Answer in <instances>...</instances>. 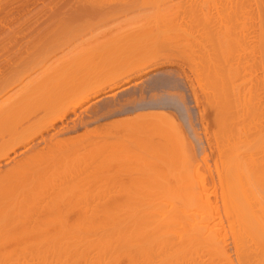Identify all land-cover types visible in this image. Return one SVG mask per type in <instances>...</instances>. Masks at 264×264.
Wrapping results in <instances>:
<instances>
[{
    "label": "bare ground",
    "instance_id": "bare-ground-1",
    "mask_svg": "<svg viewBox=\"0 0 264 264\" xmlns=\"http://www.w3.org/2000/svg\"><path fill=\"white\" fill-rule=\"evenodd\" d=\"M93 1L98 3V0H93ZM93 1L92 2L90 0L88 1V4H86L89 6L88 8L92 9V7H94L93 9H96L95 5H93L91 7V3H93ZM154 1L152 0V2H154ZM253 1L259 2V0H236V2L234 1L236 4L231 6V9L234 6H236V10H234V8H233V11L235 13L234 19L236 18V22H235L236 28L234 27V30L236 32L234 30H232V28H233L232 25L230 27L231 31H234L233 34L236 33V35L232 34V37L235 36V37H233V39H232L231 35H228V33L229 34L231 33L229 31L230 28L227 31V33L225 31V29H228L227 28V25L229 24L228 21L225 20V23L226 22L228 23V24L226 23L227 24L226 25V24H223L224 21L221 22L222 20L221 21L219 20L221 22V24L224 25L223 27L225 29L223 27H221V29H224V31H222L221 29H218L216 31H220V30L221 31L215 33V30H214L215 28L213 29V27H215V24H216V27L220 28L217 25L216 21L219 19L218 17L220 15H222V17H220L221 19L223 18V15H224V17H226L227 14H225V13H227V12L222 14V10H224L225 8L220 7L221 10H219L217 8V13H218V11L221 13L218 15V17H217L218 19H216L214 17L215 15L212 16L213 13H205L204 14V11L202 14H201L202 11L199 13L203 16L205 15L204 17L205 18L207 17L208 20L204 19V17H200V15L198 14V16L200 18H202V20H201L198 17V20H197L198 23L200 20V21H204L205 23H211L210 25L213 26L214 22L212 23L210 20L213 17H214V19H216L214 26L213 27L209 26V28L211 27L210 29L214 30V32L212 30H206L207 28L204 26L205 23L203 25H201L202 27L198 24H195V22L191 23V24L194 23L193 27H194V25H197L198 30L200 29V27H201V29L205 27L204 28L205 30L203 29L202 32L200 33L201 35L198 34V35H200L201 39L199 40L197 38L199 40V42L196 44L197 45L199 44L201 46L202 49L199 47L201 49V50L200 49L199 50H200V54L202 56H200L199 54L197 56H200L199 58L205 60V64L209 70V73H208L209 76L212 73L213 74V75L211 74L212 78H213V76H214V78L218 77L215 80V82L217 81L219 83L218 84L216 82V84L218 86L216 88L215 95L216 94L217 95L215 96V99L214 98H212V99H214V101H216V97L219 96V99L221 100V101L217 100L219 103V106H218V103L217 102L216 103H217V106L220 107L219 110H221V113L219 115V116H221L220 117L221 126H220V128L217 129V130L220 129L219 131H220L221 144L219 147V145L217 143V146H218V152L220 151L219 155H221L220 157L222 158V162H223V166H224V169L222 172H221V170L218 171L219 174H222V176H220L221 181L219 180L220 182L219 181L218 182L222 183V185L219 184V186H220L219 188H221L220 189L221 192L219 194L222 196L219 198L220 199L223 198V202L221 201V203L223 204L222 205L223 210H222V207L216 206V204H219V203H216V201H214V202H215L216 208L217 207L221 208V211H219V212H222L223 215L220 216L221 214L218 212L219 209L217 210L214 206H211L212 204L214 205V202H211L212 198H210L211 196H208L209 194L211 195V193H212V191H210L209 188H207L209 190H206V191H204L205 188H204V190L202 189V191L206 195L208 194L205 197H207L208 199L210 198L209 200L208 199L206 200L207 202H205V200H204L205 198H201V193H192L191 189H193V187L190 190L189 189L186 190L185 186L187 185V183H185V182L184 183L186 185L184 184V189L178 188L176 190L173 189V191L169 190V192L171 193V194L168 193L170 195L169 197L167 194H166V196H164V194H162L164 197L161 195L163 201L166 199L168 201L169 199L171 200L170 197L172 195H173L172 197H174L175 193L177 195L180 191H183V194H182V192H180L182 195L181 199L183 201L181 199H179L181 196L179 193L177 195V196H179V198L178 197L175 198L176 202L173 201L175 199L172 198V200H171L172 205L169 204V202L166 203V201H165V203L163 202L164 205L163 204L161 205L160 201H162V200L160 199L161 197H159V194H161V193H159L157 196L160 199V201H158V198L156 199V196H155L156 193H155V195H154L155 198L153 197L154 199H152V197L150 196L151 199L153 200V202L151 199L149 200V198H150L149 197V198H146L148 201H146V199L144 200V198H143V199H141V202H140V200H139V202H138V200L136 201V202H138V205H137V203H136V205H133L134 203L131 204L129 202L130 200L128 199L129 201L128 200L127 201L131 205H129V204L126 205L127 203H125L126 206L124 204H123V206H121L122 201L119 199L121 204L119 203L120 208H118V209H117V207L115 208V205L112 206L114 208H112V207L109 208L107 203L99 204L100 206L95 205V203H94V205L96 207L95 206L93 207V205H92L93 201L91 202V201H88L86 199V202H85V199H84L85 194L83 196L78 195L75 197L74 195H76L75 194L76 192H75V190H71V189H69V192H70V194L72 192V194H71L72 197H69V195H70L69 192L67 193L66 188L69 187L68 184L71 182V180L72 181L74 180L72 178H74L80 174H83V172L86 173L85 172L86 170L89 172L91 170L95 172L96 171L95 169H97L99 167L96 166L97 168L93 167V168H95L94 170H93V168L88 170L89 165L88 166H86V165L89 164V162L88 163L86 162L87 164L83 163V159H84V157L82 156L83 154L81 156H79V153H76V146H74L73 144L71 145V142H69V140H67L65 137H64L65 138L64 140H63V138H62V140L59 139L60 138L59 136L62 137V135L66 136L68 134L77 132L78 129L76 130V128L78 126L76 125V123H74L76 126L73 125L72 127L70 126V124L63 125V127L61 129H60V126L59 127L57 126L58 128H56L55 124L58 123V121H63V120L65 121V119H68L69 113L75 114L77 112V109L82 108L85 104L90 103L91 100H93L97 97H100L102 94H103L104 98L107 97L109 99H112V98L114 99L120 91H123V92L130 91L131 87L133 88L132 85H134V84H132V82L135 79L143 77L144 75H147L149 72H152V71L158 72V69H160V68H162V66L164 67L165 65L168 64L169 57L171 58V57H175L177 55H180L185 60V56H186V55H184V54H186L185 52L190 51L188 48H191L192 43L189 42L190 43V47H189V44L184 37H180L181 39L179 38V36H181L180 33L179 34L177 33L178 30H177V32L175 31L176 29H178L177 25H176V27H175V25H173L174 26L173 28L171 27L172 25H170V27L172 28V30L174 32L171 31L170 28L169 29L167 28V30L171 31L172 33L178 34L179 36L178 37L176 36L178 38V40H177V38L175 39V37H172V35H175V34L169 33V31L167 32L166 27H165V30H163L164 32L165 31L167 32V33L165 32L166 35H168V34L169 35L172 34V35L166 37V35H163V33H161L162 27L164 25L163 22L165 21L166 26H168L170 23L167 22L165 19H162L163 17L161 18V14L159 15L160 12L159 13L157 12L158 17L156 18V16H157V15H155L156 11H160L163 8H161L159 6V8H161V9L154 7L153 8L154 10H152L151 9L152 7H151L150 9L152 10V12L154 13V11H155L154 15L156 18V22L155 21L154 22H148V24H150L148 26H150V27L152 26V28L155 27V31H153L154 29L150 30V28L146 25L147 23L145 22L144 25L147 26L148 28L142 27V25H143L142 24L141 27L137 26V28L140 27V29L138 28L140 31L137 28L136 29L132 28L131 30H129L130 35L126 36V35H121L120 33H117L118 36L117 35L115 36V33H114V35H112L114 37H111V38L109 37L110 39L108 38V40L106 42V44H107L106 46L111 48L112 54L114 53V55H116L115 56L116 58L113 59L116 62L114 63L112 60L113 64L111 63L109 65V68H105V71L102 70V72L99 73V69H104V66L102 65V63H100V64L103 68L100 65H98L99 66L98 67L97 66L98 63L93 64V63H88L85 61H83V62H72V63H68L65 65H61V69H60L61 73H57L58 71H56V73L52 72L53 74L49 75L46 78H43V80L41 79L42 81L40 83L37 82L36 84H38V85L35 84L36 86L34 85V83L31 84L32 81L30 82L31 85L30 84L29 85L30 86L34 85L35 87L32 86L33 89H32L31 94H27L29 96L28 98H30L31 96L33 97V95L39 96L41 93H42L41 98H44L42 101L40 99V104H42V105L38 106V108L43 106L41 108V110H39L40 108L39 109L37 108L39 111H41V113L44 112V115L42 113V115H43L42 117L40 116L37 118V119L41 120V127L37 126L38 129L36 127H35L36 129L34 128V126L36 124V123H34L35 122L34 120H36L37 122H39V121L37 119H35L36 117L35 118L33 117L35 113H38V110H36L34 108L36 110L35 113H34V111L33 112L31 111V113L30 112L27 113V115H28L27 120L26 119L24 120L21 117V116H26V115H22V113L19 111L20 105L23 102L22 97L24 95V98H25L27 95L25 96V94H21L22 97L21 96L20 97L22 98L21 99L22 102H21L19 97H18L19 99H16V101H15V98L13 97L14 99H13L12 103L9 101L7 103L5 99H3V101H1V102H3V103H1V105L4 104L3 105L4 107L0 108V165L2 164V166H0V264H236L234 262V259L231 258V255H229V253L227 252L228 249L226 248V246L228 243L226 244V242L228 241L229 237H231V239H232V243H233V247H234L233 249L235 250V256H237L236 261L238 260L237 264H264V204H263L264 202L261 204V202L258 200L259 203L257 205L255 204L256 202L255 203L253 202L254 206H252L251 205L252 203H250V205L253 208L250 205H248V206L251 209L242 208V207L239 208V206H241V205H238V204L236 205V198L232 197V196L236 195L237 192L239 194L243 189H244V191H242L241 193L246 192L245 188H242L241 191H239L237 188L238 185L237 186L235 185L236 181H238V179H239V176L241 174L244 175L241 172V170L244 167L245 168L247 167V169H248L247 175H249V176L253 175V177H255V178H253V180L251 179L254 182V183L252 182V184H251L252 185V188H250L251 191L255 190L257 192V190H259L264 185V180H263L264 177H262L264 175V161H261V162L258 161V157L260 158V156H261V159H264V124H261V122H260L259 127H257L258 125L254 126L253 122L251 123V121L253 120V117H254V116L253 117L250 116L252 114L249 115L250 119L248 120L249 124H247V125H246V123L248 121L245 123L244 122L245 119L243 121L240 120L241 114L239 115L240 118H238L239 116H237V112L236 113H235V111L233 112V109L231 107L235 106L236 99H237V101H239V98L241 97L240 94L243 93L242 92L243 87H241L242 85H239L240 83L236 84V86L230 87L231 85H229V84H231V83H228V81L231 77L230 74H232V72H233L232 76L238 77V79L241 80V71L243 68L246 69L245 68L246 66L244 67L245 64H248L250 66L247 68L248 71H250L249 68H251V70H253V72L256 69L254 70V69H252V67H254L255 64H257V63H258V66L261 65L262 67H264V57L261 56L262 57L261 61H260V58H259V60H256V59H254L255 57H252V56H255V54H254L255 51H257V53L259 52L258 54H260L261 49H262V52L264 51L263 46H262V43L264 44V42H263L264 41V38H263L264 35L261 33L264 30V29L262 30V28H263L262 24L260 26V27H262L261 31L260 32L258 31L260 33V35H259V34H257V31L254 32V30L256 28L254 29L253 25H251L252 23H250L252 20V18H250V17L252 15L253 16L255 14L257 15V16L255 15L256 20H257V17L260 16V14H262L264 16L263 12L260 13V11H262V7H264V6H261L263 0L262 1L260 0L261 5L260 4L259 5H257V4L252 5L251 3ZM109 2H106V4L107 3L110 4V5L107 4L108 6H106L105 3L103 4V3L99 2V4H103L105 6L104 7L102 6L103 8H100V10L98 9L99 7L96 6L97 11H100L99 13L96 12V15H95V12H93V14H91L92 13L91 11H90L91 13H88L90 15L91 19L95 18L97 20L96 25L99 28H101V26H103V24L105 25L106 22L108 23V21H111V19L115 18L117 20V17L120 14L122 15L123 13H125L127 11H129V13H130L132 8H134V5L132 7V5L129 2H122V4H121V2H119V4L115 3L114 5H112L113 4L112 0ZM144 2L147 3L148 1L144 0ZM144 2H143V5L145 4ZM149 2H151V0ZM89 3H90V5H89ZM159 3L161 4V2H159ZM155 4H157V3H155ZM63 5H65V4H63ZM218 5H219V3H218ZM48 6H50V5H48ZM83 6H85V5H83ZM192 6H194V4ZM254 6H256V7L254 8ZM258 6L261 7V10L259 9ZM164 7H166V6H164ZM228 8L229 7L226 6L227 10H224V11H228L229 10ZM164 9H163V11H165V14H166V11H168V9H166V8H164ZM139 10L141 11V9H139ZM193 10H194V8H193ZM252 11L255 14H252ZM189 12H190V10H189ZM228 12H230V11H228ZM75 14H80L81 16L83 15L80 13V11H79V13H75ZM88 14L86 15V17L88 16ZM139 14L142 15V13H139ZM144 14H145V12H144ZM170 14L168 16V19L170 17ZM206 14H210L209 15L210 17H208V15H206ZM250 14H252V15L249 16ZM92 15H94V17ZM124 15H126V14H124ZM194 15H196V14H194ZM230 15L232 17L233 13ZM230 15H227V16H230ZM262 15L260 18H258L259 23H260L259 19L260 20L262 19L264 21V17H262ZM71 16H73V14ZM159 17L161 18L160 20H162V23L159 22V19H158ZM191 17H192V15H191ZM245 17H246V19H245ZM119 18H120V16H119ZM150 18L149 17L146 18V21H147V19H149V21L152 20V18L151 19ZM229 18L227 17V19H229ZM241 18L244 19L245 21L248 20L249 22L247 21L248 23H246V22L244 23V21L243 22L241 21L243 23L241 25V24H239V23H241L240 22ZM248 18L251 20H249ZM234 19L232 18L230 21H232ZM114 20H112V21H114ZM144 20H145V18H144ZM223 20H224V18H223ZM141 21H143V19ZM234 21H232L231 24ZM166 22L169 24L167 25ZM220 22H218V23L220 24ZM87 23H88V21H87ZM142 23H144V22H142ZM152 23L153 24L155 23L157 26H155V24L153 25ZM202 23H200V24H202ZM159 24H162L161 28L159 27L160 26ZM90 25H92V24H90ZM178 25H180V24H178ZM249 25L252 26L251 28L254 29V30L252 29L253 33H256L257 35H259L261 41L259 40L258 36H255V37H257L256 39L260 41L261 45H260L259 41H257V40L254 41L255 39L253 40L252 36H249L251 38L248 37V30L247 29L250 27ZM88 26H89V24H88ZM198 26H200V27H198ZM158 27H159V31H156V30H158ZM260 27H259V30H260ZM87 28L89 29V27H87ZM87 28H86V30H87ZM191 28H192V26H191ZM93 29H94V26L92 27V29L90 31H94ZM147 29H149L150 32ZM163 29H164V27H163ZM95 30H96V28H95ZM144 30H146V31H144ZM16 31H18V30H16ZM134 31H139V32H134ZM193 31L195 32V30H193ZM249 31L252 32L251 29ZM249 34H251V33H249ZM195 36L196 35H194V37ZM182 39H185V41L187 42V44H188V46L186 47L187 49H185V42H183ZM180 40H181L182 44L184 43L183 44L184 48L181 47L182 44L180 43ZM233 40H234L233 43H236V44H232V46L236 45V48L233 47L232 49H234L235 51L231 50V48H230L231 47L230 43ZM69 41H67V42H69ZM255 42L256 43L258 42V45ZM28 43H29V41H28ZM193 43H194V41H193ZM176 45H177V47H176ZM197 45H196V47H198ZM178 46H180L181 49H179L180 47L178 48ZM194 46H195V44H194ZM17 48H19V47H17ZM259 48H260V51L258 50ZM182 49H185V50H182ZM111 50H110V52H111ZM180 50H182L184 52V54ZM43 51L44 50H42V52ZM179 51L182 53L178 54ZM233 51L235 52L236 56L233 55ZM189 53L191 54V52H189ZM262 54L263 53H261L260 55H262ZM234 56H235V58H233ZM263 56H264V54H263ZM190 57L188 56V58H190ZM257 58H258V56H257ZM160 59L161 60L165 59L164 61H168V62H164L161 64L155 63V61H158ZM197 61H198V59H197ZM33 63L34 62H32V66H33ZM42 63H43L42 65H44V62H42ZM172 63H173V61H172ZM199 63H201V61ZM168 65H170V63ZM32 66H29V69H30V67L32 68ZM94 66H97L95 68L96 70L94 69ZM233 66L235 67V69ZM193 68H194V66H193ZM106 69H108V70H106ZM190 69H192V68H190ZM93 70H95L93 72L94 74L97 72L96 75L98 73H99V75H97V77H96V75H94L95 78L93 76H91V79H89L88 81L84 80L89 75V73L93 74V73H91V71H93ZM24 71H26V69ZM27 72L28 71H26L24 73L26 74ZM157 72H155V73H157ZM167 72H170V71H166L165 74ZM155 73H154L153 77H155ZM159 73H160L159 75H165V74H163V71H161V69L159 70ZM185 73H187V72H185ZM185 73L183 72V74L185 76H183L182 78L187 77L188 80L185 79V81L187 80V83H188L191 80H189V78H188L189 76H186ZM28 74H30V73H28ZM249 75L247 74V76H249ZM252 75L253 74L251 73V76ZM27 77L28 76H26V78ZM234 77H232V78H234ZM21 78H22V76H21ZM249 78L252 79V77H249ZM261 78L258 77V81L261 80ZM12 79L14 80V77ZM23 79H25V77ZM243 79H245V78H243ZM10 80H11V78H10ZM37 80L38 79H36V81ZM256 80L257 79H255V81ZM230 81H232V80H230ZM252 81H254V80H252ZM258 81H257V83H258ZM261 81H259V84H261L260 83ZM4 82H7V81H4ZM22 83H23V81L22 82L20 81V83H19V79H18V85L22 84ZM160 83L157 84L156 88H152V90L153 89H154V91H155V89L158 90L159 87H161L160 85H162L163 87L166 85V83L164 81L161 84ZM233 83H236V82H233ZM247 83H246V85L245 84L244 85L247 86ZM169 84H170V82H168V86H169ZM11 85H13V84H11ZM249 85H250V83L248 84V86ZM5 86H6V84H5ZM7 86H9V89H11L10 83ZM171 86H172V84H171ZM176 86H178V85H176ZM166 87H164V90L167 88H170V87H167V88ZM251 87L250 88L248 87V89H249L248 92L252 93L253 91H252ZM171 88H173V86ZM171 88H170V90H171ZM192 88H194V87L192 86ZM4 89H6V91H7V88H4ZM244 89H246V88L244 87ZM262 89H260V90H262ZM160 90L163 91L162 88ZM18 91H16V92L18 93ZM192 91H196V90L192 89ZM257 91L260 94L259 90H257ZM0 92H2L1 88H0ZM26 92H29V91H25V93ZM196 92H193V93H196ZM248 92H246V94ZM22 93H24V92H22ZM121 93L122 92H120V94ZM145 93H147V92H145ZM244 93H245V90H244ZM251 93H250V95H251ZM258 93H257V95H258ZM141 94H142V98L145 99V97H143L144 94L143 93H141ZM197 94L198 93L194 94V100H195L196 104L198 102V98L196 96ZM207 94H208V92H207ZM255 95L256 94L254 92V96ZM4 96H6V94L3 96L0 95V98L2 99V97H4ZM203 96H206V95L203 94ZM236 96H240V97L236 98ZM252 96H253V93H252ZM39 97H37V98L39 99ZM103 97L100 98V100H98V102L99 101L101 102L104 99ZM259 97H260V95H259ZM6 98H8V97H6ZM16 98H17V96H16ZM107 98H105V99H107ZM142 98L140 96V99H142ZM201 98L203 99V97H201ZM210 98L211 97L209 96V99ZM242 98H245V96L241 97V99H240L241 104H242ZM133 99L135 100V98H133ZM204 99H205V97H204ZM209 99H206V100H208V102H210L212 99L211 100H209ZM252 99H254V98H252ZM255 99H254V101H255ZM134 100L130 99V101H126L125 103L123 102V104L121 103V105L119 103L118 104L119 109L117 108L118 110H116V113H114V114L112 113V109L114 108L113 110L115 111V107H117V104H116V106L111 104L112 108H111L110 104H108L107 107H104L105 108L104 111L109 106L111 108V111H109V108L107 110L110 112L111 117L114 115L117 116V114L118 115H120V114L124 115V114H128V113H136L133 116L134 118H131L132 120L130 118H129L130 120H127V118H126V120L124 119L125 121L121 120V122L123 121L125 123L126 122L127 123H129V122L134 123L133 121H137V122H142V123H146V124L147 123L150 124L149 122H152V124H153L156 120L158 121V119L160 121V118H163L161 120H163L165 123L167 121L164 120V118H168V120L170 119L169 121H172V122L175 121L174 119L176 117L173 118L174 114L171 116L168 113V111H171V110L167 109L171 106L170 102L167 103L168 104L167 105L165 101L144 102V101H147V100H144L142 102L137 103V100L136 101H134ZM174 100H176V99H174ZM245 100L243 101V103L245 102ZM27 101L29 102V100H27ZM34 101H35V99H34ZM109 101H111V100H109ZM251 101H253V100H251ZM257 101L261 102L258 99V97H257ZM36 102H37V100H36ZM248 102H250V101H248ZM259 102L257 104H259ZM23 103H25V101ZM193 103H194V101H193ZM213 103L214 102H212V104ZM216 103H214V104L216 105ZM100 104H102V103H100ZM171 104H172V102H171ZM220 104H221V106H220ZM241 104H240V106H241ZM257 104H255V105H257ZM215 105H212V106L215 107ZM23 106H26V105L24 104ZM246 106H247V104H246ZM249 106H250V104H249ZM237 107H238V105L236 106V108ZM260 107H261V105H260ZM21 108H23V110H24V107L21 106ZM43 108H44V110H43ZM96 108H98V107H96ZM250 108L252 109V106H250ZM88 110H90V109L88 108L87 111ZM236 110H238V109H236ZM239 110H240V108H239ZM248 110H249V108H248ZM258 110H259V108H258ZM262 110H263V106H262ZM26 111H25V113H26ZM18 112L20 113L19 117H18ZM105 112H104V114L101 113L103 115V117H102V115L99 114V111H98V113L95 112L97 115L95 114V116H93V118H90L91 119L90 122L92 121V119H93V122L95 121L96 123L101 121V120H105V118L106 117L108 118V116H109V114H108L109 112L108 113L107 112L105 113ZM139 112H141V113H139ZM201 112L202 111H200V113ZM245 112H246V109H245ZM256 112H260V111H256ZM87 113L88 112H86V114ZM231 113H232V116H231ZM262 113H264V112H262ZM77 114H79V113H76V115ZM81 114H83V113H81ZM105 114H107V115H105ZM37 115L35 114V116H37ZM89 115H91V114H89ZM89 115H88V117H89ZM122 115H120V116H122ZM255 115H259V117H260L259 113L255 114ZM80 116H79V118H80ZM97 116H100V117H97ZM110 116H109V118H110ZM203 116H204L203 113H201L200 117L202 120H203ZM263 116H264V114L262 115V118H263ZM31 117H33L34 120L32 119L31 124H30L29 122H30ZM256 117L258 118V116H256ZM24 118H26V117H24ZM77 118H78V116H77ZM242 119H243V116H242ZM117 120H119V119H117ZM239 120L241 122H238ZM256 120H258V119L255 118L254 121H256ZM259 120L261 121L262 119H259ZM203 121H206V120H203ZM234 121H236V122H234ZM73 122H75V120ZM84 122L83 123L81 122V123L83 125H85V127L90 125V123L87 125L88 122L87 123H84ZM93 122H91V123H93ZM115 123H117V125H118L117 128H119V126L122 124L121 123L119 125L118 122H115ZM78 124H79V122H78ZM152 124H150V125H152ZM36 125H38V123ZM115 127H116V125H115ZM120 127H123V126H120ZM166 128H168V127H166ZM204 128L206 129V127H204ZM51 129L53 130V134L52 135L49 134V136H51V137L50 138L44 137L43 134L46 131L48 132ZM131 129H133V128H131ZM154 129H156V128H154ZM176 132L180 133L179 130ZM38 136L39 137L41 136L40 137L41 140L37 141L38 143L36 141H34L37 143V149H36V143L35 144L33 143V145H32V141H33V139H35ZM168 136H170V135H168ZM181 136H182L181 140L184 141V144H183V142H182V144L184 145L185 148L183 146L182 147L184 149H186V151L184 149H182L183 152L180 150L181 154L184 153L183 156H187V154L190 153V155H192V158H193V156H195V155L191 151H193L194 147H193V149H191L190 146H189V148L186 147L187 145H185V143H187V142L184 140L185 137L183 138L184 134H181ZM57 137L59 140L57 139L55 141V139ZM155 137H157V136H155ZM178 137H180V135ZM71 139L73 140L72 136H71ZM75 139L72 143H76ZM42 142L45 143L46 146L44 148L38 149V144H40V143L42 144ZM67 142H69L70 144L68 145ZM173 142H174V140H173ZM87 143H89V142L87 141ZM153 143L155 145V142H153ZM29 145L33 146V147L30 148ZM96 145H97V143H96ZM129 145L133 146L134 144H129ZM129 145H128V147H130ZM66 146L70 147V148L74 146L72 149H75V153L69 154L70 148L68 149L69 150V152H68L64 149V148L67 149ZM155 146H157V144ZM191 146H193V144ZM134 147H136V146H134ZM20 148H27L23 151H25L28 154H29V152L31 153V151H32V153H31L32 155L31 154L25 155V153L23 151H21V152L18 151ZM34 148H35V151L33 152ZM137 148H140V147H137ZM159 148H160V146H159ZM163 148H165V147H163ZM77 149H78V147H77ZM81 149L82 148L78 149L77 151H79ZM123 149H125L124 146H123ZM128 150H130V149H128ZM160 150H163L162 145H161ZM17 151L20 152L19 155H22L24 153L25 156H23V157L21 156L22 158H20V156H17L18 155ZM71 151L73 152V150H71ZM136 151H137V149H136ZM119 152H120V155H122V152L118 151V153ZM82 153H84V152H82ZM127 153H126V155H127ZM176 153H177V151H176ZM216 153H217V151H216ZM12 154L14 155L13 157H12ZM16 157H17V159L19 157L20 160L16 161L17 160ZM81 157L83 159H81ZM118 157L120 158V156H118ZM240 157H243V159H241ZM245 157H247L246 161L244 159ZM126 158H128V157H126ZM189 158H190V156H189ZM178 159H177V161H178ZM203 159L204 158H202L201 161L207 160L206 158H205V160H203ZM239 159H241V160H239ZM120 160L123 161V159H120ZM85 161H87V160H85ZM115 161H117V160H115ZM180 162L182 163V161H180ZM186 163L187 164H185V165L189 164L188 161H186ZM240 163H242V165ZM83 165H85V167ZM185 165H183V166L186 167ZM4 166H6V167L4 168ZM240 166H244V167H240ZM91 167L92 166H90V168ZM2 168H4V170ZM101 168H103V167L101 166ZM187 168H189V167H187ZM245 168L242 171L245 172ZM139 169L141 170V168H139ZM139 169H137V170H139ZM184 169H186V168H184ZM184 169H183V172L186 173ZM99 170H101V169H99ZM160 171H162V170H160ZM203 171H201V172H203ZM239 171L241 172V174ZM96 172H98V171H96ZM237 173H239L240 175L238 174L239 176L236 177ZM201 175H202V173H201ZM127 176L129 177V175H127ZM256 176H259V177L257 178ZM78 177H76V179ZM211 177H212V175H211ZM99 178H101V177H99ZM256 178H257V180H256ZM261 178H263V179H261ZM79 179H80V177H79ZM68 180H70V181L67 184L66 182ZM117 180H119V179H117ZM241 180H242V177L240 178L239 182L243 183ZM258 180H263V182L261 181V183H260L261 186L259 185ZM78 181H76V182H78ZM65 183L67 184L66 186H65ZM69 185H71V183ZM61 186H63L62 190H60L62 188ZM64 186L66 188H64ZM74 186H75V184H74ZM188 186H190V185H188ZM235 186H236V189H235ZM71 187H73V186H71ZM242 187H243V185H242ZM258 187H259V189H257ZM56 188H59L60 191L59 190L57 191ZM188 188H190V187H188ZM64 189H66V192L64 193L65 196H63L64 194L61 192V191H64ZM47 190H48V192H47ZM211 190H213V189H211ZM236 190H238V191H236ZM187 191H188V193H187ZM208 191H210V192H208ZM219 191L218 190L216 191L214 189L213 193L217 192V194H218ZM122 192H123V190L121 191V193ZM172 192H174V193L172 194ZM206 192H208V193H206ZM258 192H260V191H258ZM81 193H82V191H81ZM246 193H244L242 195L240 194L241 197L244 196L246 199V197H248V195ZM252 193L253 192H251V194ZM67 194H68V196H66ZM255 194L256 193H254V195ZM87 195H89V193H87ZM213 195H215V193ZM245 195H247V196H245ZM86 196H85V198H86ZM122 196H124V194ZM202 197H204V196H202ZM89 198L91 199L92 196ZM121 198L123 199V197H121ZM163 198H166V199H163ZM177 198H178V200H177ZM134 199H136V198H134ZM142 200L146 201V203L148 202L147 205L144 201L142 202ZM87 201L90 202L91 204L87 203ZM149 201H150V203H149ZM177 201H179V202H177ZM245 201H247V200H245ZM151 202L153 203V205L151 204ZM157 202H158V204H157ZM208 202H211V205ZM140 204H142V205H140ZM168 205H170V206H168ZM218 213H219V215L217 216ZM231 239H229V240H231Z\"/></svg>",
    "mask_w": 264,
    "mask_h": 264
},
{
    "label": "rangeland",
    "instance_id": "rangeland-1",
    "mask_svg": "<svg viewBox=\"0 0 264 264\" xmlns=\"http://www.w3.org/2000/svg\"><path fill=\"white\" fill-rule=\"evenodd\" d=\"M75 1V2H74ZM88 1L89 0H0V88L2 90V92H0V95L3 96L6 94V96L2 97V99L0 98V105L1 101H3V99L6 100V102L8 103L13 101V99L15 98V101L16 99H19L20 100L22 99L23 102L25 101V103L22 102V104L26 105V106H23L22 104L20 105V112L22 113V115H26V116H21L24 120L26 119L27 120V113H31V111L35 113L36 110H41V108L43 107H39L38 106L42 105L40 104V99L41 101L44 99V98H41V94L39 96H35L33 95V97L31 96L30 98H28L29 96L27 94H31L32 92V89L37 82L40 83L43 78H46L48 77L49 75L53 74V73H56V71H58L57 73H61L60 69H61V65H65V64H68V63H72V62H88V63H98V65L101 66L100 63H102V65L104 66V69H99V73L102 72V70L105 71V68H109V65L112 63V60L115 59L116 55H114V53L112 54V50L111 48L107 47L106 45V42L108 40V38L110 37H114L112 35H114L115 33V36L118 34L117 33H120L121 35H130V31L132 28H137V26H140L142 25V27H147L148 25V22H156V18L158 17V13L159 15L161 14V18L162 19H165L167 22V25L165 24V21L163 22L164 25V29L162 27V32L163 35H166V33L169 31L167 30V28L171 31L172 28L174 27L173 25H176L178 26V29H176L175 31L177 32L178 30V34L180 33L181 36H179L178 34H175V33H172L171 31H169V33H172V34H175V35H172V37H175V39L179 36L180 37H184L186 39V41L188 42L189 44V47H190V43H192L191 45V48H188L191 52V54L187 51L185 52L186 54H184V52L182 50H185L187 49L186 47L188 46L187 42L185 41V39H182L183 42H185V49H182L180 51L183 52L185 56V60L183 59V57H181L180 55H177L175 57H169L168 61H164L163 59L161 60H158V61H155V63H158V64H161V63H164V62H168V64L170 63V65H165L164 67L162 66L161 71H163V74H165L166 71H170V72H167L165 75H159V70L158 69V72L157 71H152V72H149L147 75H144L143 77H140L138 79H135L132 84L133 88L131 87L130 91H127V92H123V91H120L122 92L120 94V92L118 93V95L113 99H109L107 97V99H105L103 97V94L100 96V97H97L93 100L90 101V103L88 104H85L82 108L80 109H77V112L76 113H79L76 115V113H69V116H68V119H65V121H58V123L55 124L56 128H58L60 126V129L63 127V125H68L70 124V126L72 127L73 125H75L74 123H76V125L78 126L76 128L77 132L75 133H71V134H68L66 136L62 135L59 136L60 140H63L66 138L67 140H69V142H71V145L73 144L74 146H76V153H79V156H82L84 157L85 161L82 157L81 159H83V163L84 164H87L89 162V164H87L86 166L89 167L88 170L92 169L93 167L97 168H93V170L95 169L96 171L98 172H94V171H85L86 173L83 172V174H80L76 177H78L76 179V177L72 178L74 179L73 181L71 180V185H69V181L68 180L66 183L68 184V188H66L65 186L67 185L65 183V186L64 188L67 189V193L69 192V189L71 190H75V194L74 195L75 197L78 196V195H84V199H85V202H86V199L88 201H93L92 205L93 207L95 205H98L100 206L99 204H105L107 203L108 207H112L115 205V208L117 207L120 208V200L122 201V205L123 204L125 205V203H127L126 205L129 204V202L133 205H138V202L140 200L141 202V199L144 198V200L146 198H149L150 196L152 197V199L155 198L156 196V199L158 198V194H159V197H161L160 199L162 200V194H164V196H166V194L168 195V197L170 196L168 193L169 190H172L173 189H178V188H183L184 189V184L187 183V185L185 186L186 190H190L192 187L193 189L192 190V193H201V198H205V202H207L206 200L208 199L207 196L203 191L202 189L205 190H209L212 191L211 195L209 194L208 196H211L210 198L211 199V202H214L216 201V203H219V204H216V206L218 207H222V210H223V204L221 203V201L223 202V198L220 199L219 197H222L219 193L221 192V188H219V184L222 185V183H219L221 181V177L222 174H219L218 171L221 170V172L223 171L224 169V166H223V162H222V158L220 157L221 155H219V152H218V146H217V143L220 147V144H221V140H220V129L217 130L218 128H220L221 126V123H220V113H221V110H219L220 107L219 106V103L217 100H220L219 99V96L216 97V101H214L215 99V91H216V88H217V84L215 82V80L218 78H212V75L210 74L209 76V70L205 64V60L199 58L200 56H202L200 54V50L202 49L201 46L196 43L199 42V40L201 39L200 37V33L202 32V30L206 27L207 29L206 30H212L209 28V26H212L210 25L211 23H205L204 21H200L199 20V23L197 22L198 20V14L201 12V14L203 13L204 11V14L205 13H213L212 16H214L216 19H218L217 21L220 22H223V24H226L225 23V20L228 21V25H227V28L228 29H225L221 24H220L216 21L217 25L220 27H216V24H215V27L214 26V23H215V20L214 17L210 20L212 23H213V29L215 30V33L216 32H220L221 30L227 31L229 30V28L231 27L232 25V30H234V27L236 28V18L234 19V11H233V8L234 10H236V6H234L232 9H231V6L232 5H235L236 3V0H153L154 2H149L150 0H146L148 1L147 3L144 2V0H112L113 4L114 5L115 3L116 4H119V2H129L132 7L134 5V8H132V10L130 11H127L125 13H123L122 15H118L117 17V20L115 19H111V21H108V23L106 22L105 25L103 24V26H101V28H99L97 25H96V19L94 20L93 18L91 19L90 15L88 13H91L93 14V12H95V15H96V12L99 13L100 11H97V7H99L98 9L100 10V8H103L105 5L108 6L107 4H109L111 0H98V3L93 1V0H90L91 2L93 1V3H91V7L93 5H95V8L96 9H93L94 7L91 8H88L89 6L86 5L88 4ZM103 1V2H102ZM116 1V2H115ZM200 1V2H199ZM218 1V2H217ZM220 1V2H219ZM224 1V2H223ZM235 1V2H234ZM262 1V0H261ZM259 0L256 1V2H252L251 4L252 5H259L260 2ZM87 2V3H86ZM99 2L101 3H105V5L103 4H99ZM106 2H109L106 4ZM141 2V3H140ZM143 2L145 3L143 5ZM161 2V4L159 3ZM163 2V3H162ZM196 2V3H195ZM198 2V3H197ZM222 2V3H221ZM229 2V3H228ZM234 2V3H233ZM89 3V5H90ZM168 3V4H167ZM219 3V5H218ZM233 3V4H232ZM65 4V5H63ZM73 4V5H72ZM78 4V5H77ZM81 4V5H80ZM129 4V5H130ZM194 4V6H192ZM196 4V5H195ZM199 4V5H198ZM212 4V5H211ZM50 5V6H48ZM85 5V6H83ZM110 5V4H109ZM163 5V6H162ZM189 5V6H188ZM229 7L228 11H224V10H227L226 9V6ZM261 5V4H260ZM58 6V7H57ZM75 6V7H74ZM83 6V7H82ZM97 6V7H96ZM103 6V7H102ZM158 6V7H157ZM159 6L161 8H166L168 9V11H166V14H165V11L160 10V11H154L156 18H155V15L154 13L152 12V10H154L153 8L156 7L158 9H161L159 8ZM166 6V7H164ZM200 6V7H199ZM207 8H206V7ZM261 6H264V0L262 1V5ZM86 7V8H85ZM152 7V8H151ZM194 10H193V8ZM225 8L224 10H222V14H227V15H230L233 13L232 17L231 15L230 16H227L224 17L223 15V18L221 19L220 17H222V15H220L218 17L219 14H221L219 11L217 13V8L219 10H221V8ZM256 6H254L255 8ZM259 7V6H258ZM106 8V7H105ZM104 8V9H105ZM152 10H151V9ZM170 8V9H169ZM253 8V9H254ZM82 9V10H81ZM141 9V11L139 10ZM206 9V10H205ZM259 9L261 10V7H259ZM75 10V11H74ZM84 10V11H83ZM89 10V11H88ZM151 10V11H150ZM156 10V9H155ZM165 10V9H164ZM171 10V11H170ZM190 10V12H189ZM259 10V11H260ZM80 13L83 14L82 16L80 14H75V13ZM91 11V12H90ZM145 12V14H144ZM164 12V13H163ZM197 12V13H196ZM236 12V11H235ZM263 12L264 13V7H262V11H260V13ZM139 13H142L139 14ZM164 15H163V14ZM173 15H171V14ZM73 14V16H71ZM88 14V16L86 17V15ZM124 14H128L127 16L124 15ZM135 14V15H134ZM170 14V17L168 19V16ZM196 14V15H194ZM200 15V17H204L203 15ZM252 14H255L253 11H252ZM252 14H250L249 16H251ZM141 15V16H140ZM192 15V17H191ZM194 15V16H193ZM208 15V17H210L209 15L210 14H206ZM256 15V14H255ZM251 16L249 20H251L250 23H252L251 25H253V28H251L252 26H250L247 30H248V37L249 36H252L253 37V40L256 41L257 37L255 36H258L260 35V31H261V28L262 30L264 29V21L261 19H259L260 23L258 22V18L261 17L262 14H260L259 17H257V20L255 19L256 16ZM76 16V17H75ZM94 17V15H92ZM120 16V18H119ZM152 18V20L149 21V19H147L146 21V18L148 17ZM166 16V17H165ZM179 16V17H178ZM211 16V17H212ZM236 16V15H235ZM90 17V18H89ZM165 17V18H164ZM178 17V18H177ZM183 17V18H182ZM195 19H194V18ZM202 20V18H200ZM218 17V18H217ZM227 17L229 19H227ZM262 17H264L262 15ZM97 18V17H96ZM119 18V19H118ZM145 18V20H144ZM150 18V19H151ZM160 17L158 18L159 19V22L162 23V20ZM194 20H193V19ZM226 18V19H225ZM234 19L232 21H234L232 24L230 21L231 19ZM33 19V20H32ZM41 19V20H40ZM143 19V21H141ZM204 19H207V17ZM203 19V20H204ZM246 19V17H245ZM114 20V21H112ZM134 20V21H133ZM208 20V19H207ZM206 20V21H207ZM220 20V21H219ZM88 21V23H87ZM158 21V20H157ZM243 22L244 23H248L249 21L248 20H244L241 18L240 22ZM248 21V22H247ZM70 22V23H69ZM76 22V23H75ZM144 22V23H142ZM145 22L147 23L145 26ZM192 22H195V24H198V25H203L205 23V27L201 29L200 26V29L198 30L197 28V25H194L193 27V24H191ZM203 22V23H202ZM239 22V21H238ZM239 23V24H243V23ZM40 23V24H39ZM94 23V24H93ZM158 23V22H157ZM202 23V24H200ZM35 24V25H34ZM80 24V25H79ZM89 24V26H88ZM92 24V25H90ZM153 24V23H152ZM155 24V23H154ZM153 24V25H154ZM180 24V25H178ZM262 24V27H260ZM96 25V26H95ZM109 25V26H108ZM124 25V26H123ZM160 28L162 26V24H159ZM170 25H172L170 27ZM183 25V26H182ZM225 25V26H226ZM240 25V26H241ZM76 26V27H75ZM91 26V27H90ZM94 26V31H90L92 29V27ZM135 26V27H134ZM155 26H157L155 24ZM190 26V27H189ZM192 26V28H191ZM89 27V29L87 28ZM140 27H138L140 29ZM150 28V30H153L155 31V27L152 28V26H148ZM147 27V28H148ZM159 27H158V30L156 31H159ZM165 27H166V30L167 32L165 33L163 30H165ZM221 27H223L224 29H221ZM258 27V28H257ZM259 27H260V30H259ZM87 28V30H86ZM96 28V30H95ZM99 28V29H98ZM137 28V29H138ZM152 28V29H151ZM181 28V29H180ZM191 28V29H190ZM194 28V29H193ZM217 28V29H216ZM113 29V30H112ZM138 29V30H139ZM142 29V28H141ZM175 29V28H174ZM190 29V30H189ZM197 29V30H196ZM218 29H221L220 31H216ZM251 29L252 32H250L249 30ZM254 32L257 31V35L256 33H253V30ZM258 29V30H257ZM15 30V31H14ZM18 30V31H16ZM67 30V31H66ZM149 31V29H147ZM192 30V31H191ZM195 30V32L193 31ZM205 30V29H204ZM214 30H212L214 32ZM11 31V32H10ZM140 31V30H139ZM139 31H134V32H139ZM142 31V30H141ZM146 31V30H144ZM231 33L228 35H231L232 37V34L233 32L235 31H231V28L229 30ZM259 31V32H258ZM62 32V33H61ZM69 32V33H68ZM74 32V33H73ZM93 32V33H92ZM98 32V33H97ZM150 32V31H149ZM174 32V31H173ZM190 32V33H189ZM236 32V31H235ZM264 32V30H263ZM261 32L263 35L264 33ZM8 33V34H7ZM12 33V34H11ZM23 33V34H22ZM38 33V34H37ZM67 33V34H66ZM251 33V34H249ZM98 34V35H97ZM132 34V33H131ZM184 34V35H183ZM192 34V35H191ZM196 35L194 37V35ZM200 34V35H198ZM261 34V35H262ZM31 35V36H30ZM93 35V36H92ZM169 34L166 35L167 36H170ZM186 35V36H185ZM188 35V36H187ZM233 35H236V33H234ZM11 36V37H10ZM35 36V37H34ZM64 36V37H63ZM91 36V37H90ZM177 36V37H176ZM13 37V38H12ZM16 37V38H15ZM97 37V38H96ZM235 37V36H233ZM232 37V39H233ZM263 37V36H262ZM29 40H28V39ZM38 38V39H37ZM100 38V39H99ZM109 38V39H110ZM194 38V39H193ZM199 40H198V39ZM251 38V37H249ZM264 38V37H263ZM262 38V39H263ZM55 39V40H54ZM96 39V40H95ZM181 39V38H180ZM231 39V38H230ZM235 39V38H234ZM54 40V41H53ZM57 40V41H56ZM70 40V41H69ZM73 40V41H72ZM178 40V38H177ZM192 40V41H191ZM259 40L261 41L260 37H259ZM257 40V41H259ZM29 41V43H28ZM69 41V42H67ZM100 41V42H99ZM194 41V43H193ZM253 41V42H254ZM259 41V43H260ZM263 41V40H262ZM2 42V43H1ZM77 42V43H76ZM179 42V41H178ZM190 42V43H189ZM234 40L230 43L231 45V50H234L232 49L233 47L236 48V45L235 46H232V44H236V43H233ZM264 42V41H263ZM9 43V44H8ZM180 43H181V40H180ZM256 43V42H255ZM65 44V45H64ZM182 44V43H181ZM184 44V43H183ZM182 44V48H184ZM195 44V46H194ZM258 45V42L256 43ZM43 45V46H42ZM105 45V46H104ZM196 45L198 47H196ZM261 45V43H260ZM51 46V47H50ZM75 46V47H74ZM178 46V48L180 47ZM262 46H263V50H264V44L262 43ZM19 47V48H17ZM29 47V48H28ZM90 47V48H89ZM177 47V45H176ZM181 47L179 49H181ZM193 47V48H192ZM201 49H200V48ZM261 47V46H260ZM61 48V49H60ZM35 49V50H34ZM70 49V50H69ZM89 49V50H88ZM200 49V50H199ZM39 50V51H38ZM42 50H44L42 52ZM64 50V51H63ZM101 50V51H100ZM111 50V52H110ZM178 50V49H177ZM260 51V48L258 49ZM6 51V52H5ZM95 51V52H94ZM182 53V52H180ZM235 51V50H234ZM233 51V55H235V52ZM99 52V53H98ZM199 52V53H198ZM57 53V54H56ZM259 53V52H258ZM257 51H255V56H252V57H255L254 59L256 60H259L260 58V61H261V58L264 57L263 54H264V51L262 52V49H261V53H263L262 55L258 54ZM36 54V55H35ZM54 54V55H53ZM64 54V55H63ZM188 54V55H187ZM200 55V56H197V55ZM232 54V53H231ZM253 54V55H254ZM90 55V56H89ZM96 55V56H95ZM100 55V56H99ZM182 55V54H181ZM89 56V57H88ZM183 56V55H182ZM188 56L190 58H188ZM236 56V55H235ZM235 56L233 58H235ZM258 56V58H257ZM262 56V57H261ZM10 57V58H9ZM27 57V58H26ZM75 57V58H74ZM101 57V58H100ZM87 58V59H86ZM97 58V59H96ZM232 58V59H233ZM41 59V60H40ZM51 59V60H50ZM55 59V60H54ZM95 59V60H94ZM189 61H188V60ZM198 59V61H197ZM200 59V60H199ZM253 59V58H252ZM43 60V61H42ZM117 60V59H116ZM184 60V61H183ZM51 61V62H50ZM173 61V63H172ZM201 61V63H199ZM32 62H36L35 64L33 63V66H32ZM40 62V63H39ZM44 62V65H42ZM113 62L115 63L116 61L113 60ZM61 63V64H60ZM175 63V64H174ZM20 64V65H19ZM46 64V65H45ZM113 64V63H112ZM2 65V66H1ZM186 65V66H185ZM29 66H32V68L30 67L29 69ZM36 66V67H35ZM97 66H94V69L97 67ZM168 66V67H167ZM182 66V67H181ZM194 66V68H193ZM246 66V67H245ZM49 67V68H48ZM99 67V66H98ZM102 67V66H101ZM234 67V66H233ZM244 67L246 69H242L241 71V80L238 79V77H234L232 76L233 75V72L228 81V83H231L229 85H231L230 87L232 86H236V84H239V85H242L241 87L242 88V94H240L241 97L245 96V98H242V104H241V97L240 96H236V98H239V101H237L236 99V104L238 105V107L236 108V104L235 106H232L231 108L233 109V112L235 111V113L237 112V116H239L241 114V118L240 116L238 118H240V120H244V122L246 123L249 119H250V116L253 117V120L251 121V123L253 122V125L256 126L258 125L257 127L260 126V122L261 124H264V116L262 118V115L264 113V67H262L261 65L258 66V63L255 64L254 67H252V69H256L254 72L253 70H251V68H249L250 71H248V67H250L248 64H245ZM15 68V69H14ZM28 68V69H27ZM36 68V69H35ZM103 68V67H102ZM192 68V69H190ZM207 68V69H206ZM3 69V70H2ZM11 69V70H10ZM26 69V71H28L26 74L24 72V70ZM40 69V70H39ZM98 69V68H97ZM186 69V70H185ZM235 69V67H234ZM96 70V69H95ZM95 70L91 71V73H93ZM108 70V69H106ZM184 70V71H183ZM2 71V72H1ZM35 71V72H34ZM44 71V72H43ZM12 72V73H11ZM41 72V73H40ZM53 72V73H52ZM157 72V73H155ZM183 72H187L185 73L186 76H189V81L187 83V77L185 78H182L183 76H185L183 74ZM24 75H23V74ZM30 73V74H28ZM43 73V74H42ZM97 73V72H96ZM96 73L94 74H90L84 79V80H89L91 79V76L94 77V75H96ZM99 73L97 75H99ZM155 73V77H153ZM162 73V72H161ZM251 73L253 74L251 76ZM21 74V75H20ZM246 76H245V75ZM247 74L249 76H247ZM263 74V75H262ZM20 75V76H19ZM43 75V76H42ZM96 75V77H97ZM215 75V74H214ZM244 75V76H243ZM22 76V78H21ZM26 76H28L26 78ZM157 76V77H156ZM5 77V78H4ZM14 77V80L12 79ZM25 77V79H23ZM31 77V78H30ZM89 77V78H88ZM191 77V78H190ZM234 77V78H232ZM249 77H252L249 78ZM255 77V78H254ZM257 77V78H256ZM258 77L261 78V81L259 84V81H258ZM14 82H12L11 80ZM29 78V79H28ZM33 78V79H32ZM38 79L36 81V79ZM95 78V77H94ZM245 78V79H243ZM18 79H19V83L20 81L23 83L22 84H19L18 85ZM42 79V80H41ZM171 79V80H170ZM185 79H187L185 81ZM243 79V80H242ZM255 79H257L255 81ZM11 82H10V81ZM16 80V81H15ZM26 80V81H25ZM30 80V81H29ZM145 80V81H144ZM168 80V81H167ZM173 80V81H172ZM232 80V81H230ZM235 80V81H234ZM237 80V81H236ZM239 80V81H238ZM247 80V81H246ZM251 80V81H250ZM254 80V81H252ZM4 81H7V82H4ZM25 81V82H24ZM32 81V82H31ZM34 81V82H33ZM165 82L166 85L164 87H172L171 90L170 88H167L164 90V87L162 85H160L161 87H159V89H154L152 90V88H156L157 87V84H159L160 82ZM250 81V82H249ZM258 81V83H257ZM16 82V83H15ZM34 83V85L30 86L31 84ZM135 82V83H134ZM168 82H170L169 86H168ZM176 82V83H175ZM192 82V83H191ZM233 82H236V83H233ZM238 82V83H237ZM244 82V83H243ZM248 82V83H247ZM253 82V83H252ZM10 83V88L9 89V86H7L8 84ZM160 83V84H161ZM218 83V82H217ZM233 83V84H232ZM247 83V86H245ZM250 83V85L248 86V84ZM256 83V84H255ZM6 84V86H5ZM13 84V85H11ZM27 84V85H26ZM30 84V85H29ZM155 84V85H154ZM172 84V86H171ZM174 84V85H173ZM219 84V83H218ZM245 84V85H244ZM253 84V85H252ZM255 84V85H254ZM21 85V86H20ZM23 85V86H22ZM25 85V86H24ZM38 85V84H36ZM35 85V86H36ZM178 85V86H176ZM205 85V86H204ZM244 85V86H243ZM258 85V86H257ZM261 85V86H260ZM4 86V87H3ZM13 86V87H12ZM15 86V87H14ZM29 86V87H28ZM34 86V87H35ZM139 86V87H138ZM154 86V87H153ZM176 86V87H175ZM192 86L195 88H192ZM252 86V87H251ZM255 86V87H254ZM257 86V87H256ZM260 86V87H259ZM3 87V88H2ZM20 87V88H19ZM244 87L247 89H244ZM248 87L252 89V93H253V96H252V93L251 92H248ZM254 87V88H253ZM4 88H7V91L6 89ZM26 90H25V89ZM137 88V89H136ZM163 89L160 90V89ZM177 88V89H176ZM256 88V89H255ZM262 90H260V89ZM9 89V90H8ZM16 89V90H15ZM193 90H196V91H192ZM254 89V90H253ZM4 90V91H3ZM19 90V91H18ZM29 91V92H26L25 91ZM157 90V91H156ZM170 90V91H169ZM205 90V91H204ZM244 90H245V93H244ZM260 92V94L258 93V91ZM18 91V93L16 92ZM4 92V93H3ZM12 92V93H11ZM15 92V93H14ZM24 92V93H22ZM147 92V93H145ZM193 92H196L198 93L196 96L198 98V102L197 104L195 103V100H194V94L196 93H193ZM208 92V94H207ZM212 92V93H211ZM246 92H248L246 94ZM254 92H255V96H254ZM141 93H145L143 95L144 98H142V94ZM206 93V94H205ZM251 93V95H250ZM258 93V95H257ZM3 94V95H2ZM21 94H25V98H24V95L23 97L21 96ZM148 94V95H147ZM206 95V96H203ZM211 94V95H210ZM249 94V95H248ZM141 98L143 99H140V96ZM247 95V96H246ZM260 95V97H259ZM10 96V97H9ZM12 96V97H11ZM17 96V98H16ZM22 98H21V97ZM170 96V97H169ZM174 96V97H173ZM180 98H179V97ZM209 96L211 97L209 99ZM8 97V98H6ZM14 97V98H13ZM19 97V98H18ZM36 97V98H35ZM39 97V99L37 98ZM104 98L101 102L98 100H100V98ZM203 97V99L201 98ZM205 97V99H204ZM249 97V98H248ZM257 97L258 99L261 101H257ZM11 98V99H10ZM135 98V100L133 99ZM172 98V99H171ZM214 98V99H212ZM248 98V99H247ZM251 98V99H250ZM252 98H256L255 101L254 99ZM8 99V100H7ZM26 99V100H25ZM35 99V101H34ZM131 100H134L136 101L137 100V103L139 102H142L144 100H147V101H144V102H148V101H165L166 104L170 102V107L167 108L168 110H171V111H168V113L172 116L173 114V118L176 117L174 120V122L172 121H169L168 118H164V120H166L167 122L165 123L163 120V118H160V121L158 119V121L156 120L153 124L152 122H149L150 124H146V123H142V122H137V121H133L134 123L132 122H129V123H125V122H121V120H130L131 118H134V114L136 113H128V114H120L117 116H110V112L111 111V108H112V105H115L117 104V107H115V111L112 109V113H116V110L119 109L118 107V104L121 103L123 104V102L125 103L126 101H130ZM160 99V100H159ZM163 99V100H162ZM176 99V100H174ZM206 99H209L211 100L210 102H208V100ZM246 99V100H245ZM29 100V102L27 101ZM37 100V102H36ZM111 100V101H109ZM115 100V101H114ZM171 100V101H170ZM245 100V102L243 103V101ZM253 100V101H251ZM19 101V100H18ZM174 101V102H173ZM182 101V102H181ZM196 104H194L193 103ZM221 101V100H220ZM250 101V102H248ZM29 104H28V103ZM32 102V103H31ZM37 104H36V103ZM39 102V103H38ZM94 102V103H93ZM143 102V103H144ZM172 102V104H171ZM208 102V103H207ZM218 103V106H217V103L216 105L213 103ZM240 102V103H239ZM253 104H252V103ZM259 102V104H257ZM42 103V102H41ZM102 103V104H100ZM211 105H210V104ZM221 103V102H220ZM250 106H252V109L250 108ZM94 106H93V105ZM97 104V105H96ZM110 104L111 108L108 106L109 108V111L107 110L108 108H106V110L109 112H106L109 114L108 118L105 120H101L99 122H93V119L91 122H90V118H93V116H95L96 113H98L99 111V114L102 115L104 114V107H107V105ZM112 104V105H111ZM176 104V105H175ZM222 104V103H221ZM220 104V106H221ZM241 104V106H240ZM245 106H244V105ZM247 104V106H246ZM252 104V105H251ZM257 104V105H255ZM263 104V105H262ZM4 105V104H3ZM3 105L0 106L1 107H4ZM106 105V106H105ZM168 105V104H167ZM212 105H215L212 106ZM254 105V106H253ZM261 105V107H260ZM24 107V110L23 108ZM36 106V107H35ZM86 106V107H85ZM98 108H96V107ZM174 106V107H173ZM249 106V107H248ZM262 106H263V110H262ZM114 107V106H113ZM199 107V108H198ZM234 107V108H233ZM242 107V108H241ZM246 109V112H245V109ZM36 110H35V109ZM38 108V109H37ZM85 110H84V109ZM90 109L87 111V109ZM118 108V109H117ZM240 108V110H239ZM249 108V110H248ZM259 108V110H258ZM23 111H22V110ZM199 109V110H198ZM238 109V110H236ZM251 109V110H250ZM27 110V111H26ZM38 110V113H35L37 116H35L34 114V118L37 119L38 117H42L44 115V112L43 115L41 113V111ZM44 110V108H43ZM26 111V113H25ZM85 113H84V112ZM200 111H202L201 113H203V120H206V121H203L200 117L201 113ZM204 111V112H203ZM239 111V112H238ZM249 111V112H248ZM256 111H260V112H256ZM262 111V112H261ZM40 112V113H39ZM86 112L88 113L86 114ZM96 112V113H95ZM105 112V113H106ZM241 112V113H240ZM252 112V113H251ZM83 113V114H81ZM102 113V114H101ZM111 113V114H112ZM141 113V112H139ZM172 113V114H171ZM248 113V114H247ZM260 114V117L259 115H255V114ZM19 112H18V117H19ZM98 114V115H99ZM252 114V115H250ZM30 115V114H29ZM89 115V117H88ZM97 115V114H96ZM107 115V114H105ZM104 115V116H105ZM250 115V116H249ZM31 116V115H30ZM78 116V118H77ZM80 116V118H79ZM231 116H232V113H231ZM242 116H243V119H242ZM258 116V118L256 117ZM20 117V118H21ZM26 117V118H24ZM31 117L30 119V124H31V121L32 119L34 120V118ZM97 117H100V116H97ZM103 117V115H102ZM205 117V118H204ZM19 118V119H20ZM29 118V117H28ZM130 118V119H129ZM248 118V119H247ZM18 119V120H19ZM80 119V120H79ZM83 119V120H82ZM89 119V120H88ZM101 119V118H100ZM119 119V120H117ZM259 119H262L261 121ZM22 120V119H21ZM20 120V121H21ZM39 122H37L36 120H34L35 122L34 123H38V125L35 124L34 128L36 127L38 129V127H41V120L37 119ZM75 120V122H73ZM124 120V121H125ZM132 120V119H131ZM218 120V121H217ZM238 121V122H241V121ZM85 121V122H84ZM98 121V120H97ZM113 121V122H112ZM259 121V122H258ZM23 122V121H22ZM21 122V123H22ZM26 122V121H25ZM24 122V123H25ZM79 122V124H78ZM87 123V125L90 123V125L86 126L83 125L82 123ZM115 122H118V124L120 126H125L124 128L123 127H120L117 128V123ZM121 122V123H120ZM160 124H159V123ZM236 122V121H234ZM233 122V123H234ZM256 122V123H255ZM40 123V124H39ZM156 123V124H155ZM204 123V124H203ZM258 123V124H257ZM128 124V125H127ZM139 124V125H138ZM172 124V125H171ZM216 124V125H215ZM249 124V121L246 123V125ZM75 125V126H76ZM81 125V126H80ZM83 125V126H82ZM114 127H112V126ZM116 125V127H115ZM160 125V126H159ZM204 125V126H203ZM38 126V127H37ZM54 126V127H55ZM58 126V127H57ZM127 126V127H126ZM180 126V127H179ZM81 127V128H80ZM165 127V128H164ZM168 127V128H166ZM177 129H175V128ZM206 127V129L204 128ZM208 127V128H207ZM33 128V129H34ZM35 128V129H36ZM133 128V129H131ZM156 128V129H154ZM180 128V129H179ZM32 129V130H33ZM115 129V130H114ZM169 129V130H168ZM90 130V131H89ZM125 130V131H124ZM176 132V131H178ZM206 130V131H205ZM97 131V132H96ZM162 131V132H161ZM166 131V132H165ZM174 131V132H173ZM183 131V132H182ZM102 134H100V133ZM212 132V133H211ZM257 132V131H256ZM48 133V134H47ZM123 133V134H122ZM163 133V134H162ZM46 134V135H45ZM53 134V130H49L48 132L46 131L43 135L44 137H51L49 136ZM79 134V135H78ZM104 134V135H103ZM180 137H178L179 135ZM181 134H184L183 138L184 140L187 142L185 143V145H187L186 147L193 149V152L194 155L196 156H193L192 158V155H190V153H186L187 156H183L184 153L181 154L180 150L183 152L182 149H184V141L181 140ZM206 134V135H205ZM78 135V136H77ZM116 135V136H115ZM170 135V136H168ZM71 136L73 137V140L71 139ZM76 136V137H75ZM82 136V137H81ZM131 136V137H130ZM157 136V137H155ZM41 137V136H40ZM39 136L36 137L35 139H33L32 141V145L33 143L35 144L37 141H40L41 138ZM65 137V138H64ZM77 139H75V138ZM87 137V138H86ZM69 138V139H68ZM82 138V139H81ZM58 139V137L55 139V141ZM58 139V140H59ZM72 141H71V140ZM75 139V142L76 143H72ZM106 139V140H105ZM213 139V140H212ZM84 140V141H83ZM86 140V141H85ZM113 140V141H112ZM174 140V142H173ZM36 141V142H34ZM87 141L89 143H87ZM134 143H133V142ZM145 141V142H144ZM168 141V142H167ZM67 142V144L69 145L70 143ZM80 142V143H79ZM86 142V143H85ZM110 142V143H109ZM139 142V143H138ZM155 142V145L157 144V146L154 145ZM159 142V143H158ZM183 142V144H182ZM38 143V142H37ZM37 143H36V149H37ZM78 143V144H77ZM97 143V145H96ZM127 143V144H126ZM210 143V144H209ZM66 144V145H67ZM90 144V145H89ZM126 144V145H125ZM129 144H134L133 146H130ZM147 144V145H146ZM150 144V145H149ZM162 145V149L163 150H160L161 148V145ZM165 144V145H164ZM189 144V145H188ZM193 144V146H191ZM41 145V146H40ZM43 145V146H42ZM70 145V146H71ZM85 145V146H84ZM89 145V146H88ZM106 145V146H105ZM128 145L130 147H128ZM138 145V146H137ZM140 145V146H139ZM142 145V146H141ZM152 145V146H151ZM30 146V145H29ZM35 146V145H34ZM46 145L45 143L42 142V144H38V149H41V148H44ZM73 146V147H74ZM99 146V147H98ZM123 146L125 147V149H123ZM136 146V147H134ZM160 146V148H159ZM179 146V147H178ZM184 148H183V147ZM28 147V146H27ZM33 147V146H30V148ZM67 147V146H66ZM73 147H67L64 148L66 151L69 152V154L71 153H75V149H72ZM82 148L81 150L77 151L78 149ZM120 147V148H119ZM122 147V148H121ZM137 147H140V148H137ZM156 147V148H155ZM165 147V148H163ZM70 148V149H69ZM137 151H136V149ZM158 148V149H157ZM187 148V149H188ZM27 148H20L18 151H23ZM63 149V150H64ZM69 149V150H68ZM90 149V150H89ZM93 149V150H92ZM96 149V150H95ZM119 149V150H118ZM123 149V150H122ZM130 149V150H128ZM169 149V150H168ZM175 149V150H174ZM33 150V149H32ZM73 150V152L71 151ZM86 150V151H85ZM89 150V151H88ZM135 150V151H134ZM186 151V149H184ZM17 151V152H18ZM27 151V150H26ZM35 151V148L33 150V152ZM118 151H121L122 152V155H120V152L118 153ZM128 153H127V152ZM177 151V153H176ZM196 151V152H195ZM201 151V152H200ZM217 151V153H216ZM20 152H18V155L17 156H20V158H22L23 156H25L26 153L25 151H23L25 153L22 154V155H19ZM67 152V153H68ZM84 152V153H82ZM130 152V153H129ZM32 153V151H31ZM29 152L28 155L31 154ZM87 153V154H86ZM125 153V154H124ZM127 153V155H126ZM131 154V155H130ZM173 154V155H172ZM218 154V155H217ZM32 155V154H31ZM89 155V156H88ZM129 155V156H128ZM190 158H189V156ZM14 155L12 154V157ZM22 156V157H21ZM88 156V157H87ZM120 156V158L118 157ZM128 158H126V157ZM131 156V157H130ZM182 156V157H181ZM206 156V157H205ZM125 157V158H124ZM219 157V158H218ZM93 158V159H92ZM179 158V159H178ZM202 158H204L203 160H205V158L207 160L205 161H201ZM217 158V159H216ZM224 158V157H223ZM241 159H243V157H240ZM246 158L245 157V161H246ZM257 158V157H256ZM17 159V157H16ZM119 159V160H118ZM120 159H123L120 160ZM158 159V160H157ZM178 159V161H177ZM239 159V160H241ZM20 160L19 157L16 161ZM97 160V161H96ZM110 160V161H109ZM117 160V161H115ZM143 160V161H142ZM173 160V161H172ZM182 161V163L180 161ZM127 161V162H126ZM185 161V162H184ZM186 161H188V165H185L187 164ZM258 161H264V159H261V156L260 158L258 157ZM3 162V161H2ZM1 162V163H2ZM87 162V163H86ZM123 162V163H122ZM167 162V163H166ZM240 162V161H239ZM242 162V161H241ZM4 163V162H3ZM95 163V164H94ZM97 163V164H96ZM174 163V164H173ZM181 163V164H180ZM204 163V164H203ZM206 163V164H205ZM92 164V165H91ZM173 164V165H172ZM201 164V165H200ZM242 165V163H240ZM99 165V166H98ZM175 165V166H174ZM183 165H185L186 167H184ZM209 165V166H208ZM2 166V164L0 165ZM85 167V165H83ZM90 166H92L90 168ZM97 166V167H96ZM101 166L104 168H101ZM179 166V167H178ZM183 166V167H182ZM195 166V167H194ZM205 166V167H204ZM6 166H4L5 168ZM119 167V168H118ZM123 167V168H122ZM175 167V168H174ZM189 167V168H187ZM208 167V168H207ZM240 167H244V166H240ZM4 168H2L4 170ZM87 168V167H86ZM141 168V170L139 169ZM161 168V169H160ZM186 168V169H184ZM207 168V169H206ZM245 168V167H244ZM243 168V169H244ZM1 169V170H2ZM101 169V170H99ZM139 169V170H137ZM183 169L185 170L186 173L183 172ZM202 169V170H201ZM241 169V168H240ZM239 169V170H240ZM242 169V170H243ZM109 170V171H108ZM157 170V171H156ZM162 170V171H160ZM182 170V171H181ZM197 170V171H196ZM204 170V171H203ZM206 170V171H205ZM241 172L244 174L242 175L241 172L240 175L239 173L236 174V177L239 176V179L238 181H236V186L238 185V190L241 191L242 188H245V191L247 192H244L248 195V197H245L241 195L244 194V193H241L242 191H244V189L238 194V192L236 193V195L232 196L233 198H236V205H241L239 206L242 207V208H247V209H251L248 205H250V203H252L251 205L254 206L253 204L255 203L256 205L259 203V201L261 202V204L264 202V185L259 189V187L257 189V192L255 191H251L250 188H252V180L253 178V175L252 176H249L247 175V167L245 168V172L242 171ZM104 171V172H103ZM115 171V172H114ZM128 171V172H127ZM203 171V172H201ZM205 172V173H204ZM220 172V173H221ZM92 173V174H91ZM110 173V174H109ZM135 173V174H134ZM174 173V174H173ZM202 173V175H201ZM129 175V177L127 175ZM196 174V175H195ZM205 174V175H204ZM239 174V175H238ZM100 175V176H99ZM181 175V176H180ZM207 175V176H206ZM212 175V177H211ZM217 175V176H216ZM260 175V174H259ZM261 176V175H260ZM101 177V178H99ZM134 177V178H133ZM242 177V182H239L240 181V178ZM252 177V178H251ZM257 178L259 176H256ZM264 177V175L262 176ZM195 178V179H194ZM256 178V180H257ZM94 179V180H93ZM119 179V180H117ZM126 179V180H125ZM206 179V180H205ZM216 179V180H215ZM236 179V180H237ZM252 179V180H251ZM263 179V178H261ZM79 180V181H78ZM86 180V181H85ZM220 180V181H219ZM264 180V179H263ZM263 180H258L259 182V185L261 183V181L263 182ZM78 181V182H76ZM108 181V182H107ZM116 181V182H115ZM187 181V182H186ZM209 181V182H208ZM219 181V182H218ZM255 181V180H254ZM138 182V183H137ZM185 182V183H184ZM86 183V184H85ZM214 183V184H213ZM254 183V182H253ZM75 184V186H74ZM77 184V185H76ZM138 184V185H137ZM183 184V185H182ZM210 184V185H209ZM256 184V183H255ZM258 184V183H257ZM263 184V183H262ZM190 185V186H188ZM243 185V187H242ZM73 186V187H71ZM85 186V187H84ZM111 186V187H110ZM140 186V187H139ZM210 186V187H209ZM212 186V187H211ZM236 186H235V189H236ZM261 186V185H260ZM62 187V188H61ZM60 190L63 189V186H61ZM114 187V188H113ZM130 187V188H129ZM132 187V188H131ZM190 187V188H188ZM202 187V188H201ZM222 187V186H221ZM73 188V189H72ZM79 188V189H78ZM209 188V189H207ZM66 189H64V191H61L63 194L66 192ZM213 189V190H211ZM214 189L218 192H214L215 195H213V191ZM50 190V189H49ZM56 190L58 191L59 188H56ZM59 190V191H60ZM80 190V191H79ZM112 190V191H111ZM123 190V192L121 193V191ZM201 190V191H200ZM236 190V191H238ZM51 191V190H50ZM49 191V192H50ZM82 191V193H81ZM156 191V192H155ZM160 191V192H159ZM180 191V190H179ZM208 191V192H210ZM260 191V192H258ZM48 192V190H47ZM52 192V191H51ZM79 192V193H78ZM84 192V193H83ZM182 192L183 194V191H180ZM179 192V193H180ZM185 192V191H184ZM190 192V191H189ZM203 192V193H202ZM206 192V193H208ZM251 192H253L251 194ZM61 193V194H62ZM87 193H89V195H87ZM121 193V194H120ZM156 193V195H155ZM174 192H172L173 194ZM178 193V194H179ZM188 193V191H187ZM250 193V194H249ZM254 193H256L254 195ZM70 194V192H69ZM72 194V192H71ZM71 194L69 195V197H72ZM92 194V195H91ZM115 194V195H114ZM124 194V196H122ZM171 194V193H170ZM177 194V195H178ZM186 194V193H185ZM205 194V195H204ZM217 194V195H216ZM241 194V195H240ZM88 197H87V196ZM106 195V196H105ZM155 195V196H154ZM162 195V196H161ZM176 193L174 194V197H170L171 200L172 198H176L179 196H175ZM181 195V193H180ZM240 195V196H239ZM245 195V196H247ZM65 196V194L63 195ZM68 196V194L66 195ZM86 196V198H85ZM92 198L90 199L89 197ZM134 196V197H133ZM163 196V197H164ZM185 196V195H184ZM204 196V197H202ZM216 196V197H215ZM259 196V197H258ZM112 197V198H111ZM123 197V199L121 198ZM151 197L149 198V200L151 199ZM154 197V198H153ZM182 195L180 196L179 199H181ZM136 198V199H134ZM167 198V197H166ZM166 198H163V199H166ZM177 198V200H178ZM209 198V199H210ZM95 199V200H94ZM105 199V200H104ZM112 199V200H111ZM120 199V200H119ZM130 201H129V200ZM151 199V200H152ZM160 199L158 198V201H160ZM169 199V198H168ZM208 199V200H209ZM215 199V200H214ZM115 200V201H114ZM129 202H128V201ZM138 200V202H136ZM142 200V202L144 201ZM170 200V199H169ZM167 201L166 200H162L160 201L159 203L162 205L163 202L165 203H168L171 204V200L170 201ZM182 200V199H181ZM213 200V201H212ZM247 200V201H245ZM249 200V201H248ZM259 200V201H258ZM262 200V201H261ZM87 203H90L88 202ZM96 201V202H95ZM127 201V202H126ZM146 201H148L146 199ZM146 201H144L146 203ZM176 202V199L173 200ZM183 201V200H182ZM258 201V202H257ZM153 202V200H152ZM151 202V204L153 205V203ZM174 202V203H175ZM179 202V201H177ZM211 202H208L210 205H211ZM254 202V203H253ZM95 203V205H94ZM120 203V204H119ZM148 203V202H147ZM146 203V205H147ZM150 203V201H149ZM91 204V203H90ZM89 204V205H90ZM129 204V205H131ZM150 204V205H151ZM158 204V202H157ZM180 204V203H179ZM264 204V203H263ZM91 205V206H92ZM125 205V206H126ZM142 205V204H140ZM145 205V204H144ZM164 205V204H163ZM167 205V204H166ZM172 205V204H171ZM221 205V206H220ZM250 205V206H251ZM170 206V205H168ZM211 206H214L215 207V202H214V205L212 204ZM251 206V207H252ZM96 207V206H95ZM216 208L219 211H221V208ZM114 208V207H112ZM253 208V207H252ZM222 216L223 213L222 212H219ZM219 213L217 214V216L219 215ZM240 232V231H239ZM231 237L228 238V241L226 242L227 246L226 248L228 249L227 252L229 253V255H231V258L234 259V262L237 264L238 260L236 261V257L235 256V250L233 249V243H232V239ZM237 255V254H236Z\"/></svg>",
    "mask_w": 264,
    "mask_h": 264
}]
</instances>
